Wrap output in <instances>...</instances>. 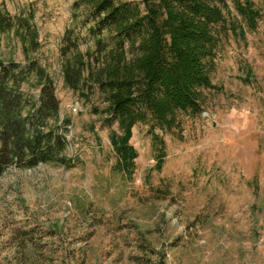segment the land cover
I'll list each match as a JSON object with an SVG mask.
<instances>
[{
  "label": "rangeland",
  "instance_id": "374dc122",
  "mask_svg": "<svg viewBox=\"0 0 264 264\" xmlns=\"http://www.w3.org/2000/svg\"><path fill=\"white\" fill-rule=\"evenodd\" d=\"M140 2V0H131ZM249 26L234 0L223 5L213 88L180 125L154 130L165 144L160 169L152 123L133 128L135 167L119 169L111 132L93 105L64 80L60 54L68 28L94 48L75 0H0L14 15L33 14L41 46L33 52L52 75L66 135L67 164L9 166L0 177V264H264V0ZM76 13V14H75ZM80 14L79 16H76ZM14 30L0 59L24 61ZM38 97L35 78L23 84ZM63 129V128H62Z\"/></svg>",
  "mask_w": 264,
  "mask_h": 264
},
{
  "label": "trees",
  "instance_id": "16d2710c",
  "mask_svg": "<svg viewBox=\"0 0 264 264\" xmlns=\"http://www.w3.org/2000/svg\"><path fill=\"white\" fill-rule=\"evenodd\" d=\"M234 4L243 20L256 26L260 12L252 1ZM223 5L228 7L226 0H75L74 11L83 8L79 27L88 29L94 48L82 53L81 32L76 26L65 31L60 47L64 80L83 97L97 87L104 95L107 105L92 110L107 125L119 123L121 131L112 130L110 138L121 171L135 167L131 138L136 125L152 123L160 169L166 151L154 126L177 128L181 112L201 110L204 90L214 87ZM12 30L23 43L24 61L0 59V177L13 164L68 163L66 127L59 120L50 123L60 110L54 79L33 55L41 46L33 14L12 16L0 9V45L2 35ZM32 78L38 97L23 88Z\"/></svg>",
  "mask_w": 264,
  "mask_h": 264
}]
</instances>
